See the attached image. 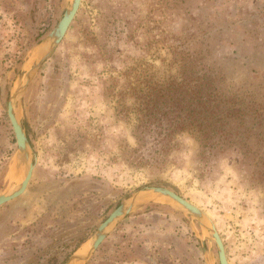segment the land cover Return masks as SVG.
<instances>
[{"label": "rangeland", "instance_id": "rangeland-1", "mask_svg": "<svg viewBox=\"0 0 264 264\" xmlns=\"http://www.w3.org/2000/svg\"><path fill=\"white\" fill-rule=\"evenodd\" d=\"M69 2L0 0V193L25 173L9 94ZM174 51L194 52L224 76V92L243 100L242 124L230 123V139L240 142L210 151L183 133L167 151L152 152L148 137L138 144L133 87L175 76ZM17 114L36 163L26 190L0 206V264H64L146 186L170 188L201 208L229 264H264V0H81ZM84 264L219 261L210 232L153 195Z\"/></svg>", "mask_w": 264, "mask_h": 264}, {"label": "trees", "instance_id": "trees-1", "mask_svg": "<svg viewBox=\"0 0 264 264\" xmlns=\"http://www.w3.org/2000/svg\"><path fill=\"white\" fill-rule=\"evenodd\" d=\"M174 61L179 64L175 76L133 87L138 144L148 137L152 152L167 151L170 139L183 133L210 151L240 142L230 139L237 132L230 123L241 125L247 111L237 94L224 92V76L194 52L174 51Z\"/></svg>", "mask_w": 264, "mask_h": 264}, {"label": "water", "instance_id": "water-1", "mask_svg": "<svg viewBox=\"0 0 264 264\" xmlns=\"http://www.w3.org/2000/svg\"><path fill=\"white\" fill-rule=\"evenodd\" d=\"M80 3L81 0H70L60 20L36 46L33 53L37 55L36 61H34L28 69L21 70L18 84L9 94L6 113L14 132L18 151L23 159L25 173L14 189L9 192L0 193V206L18 197L26 190L36 163V158L34 156L30 140L17 114L22 94L27 88L34 73L65 36L79 9ZM153 195L170 199L181 209L185 210L188 214L194 217L202 227L210 232L217 247L219 264H229L225 253L224 243L214 222L201 208L191 203L172 189L163 186H146L134 191L128 199L122 201L109 213V215L98 225L93 237L90 240L83 241L64 262V264H84L88 261L94 251H96L99 245L108 236L112 227L115 226L123 217L130 214L141 203L152 199ZM81 249L84 251H80Z\"/></svg>", "mask_w": 264, "mask_h": 264}, {"label": "bare ground", "instance_id": "bare-ground-1", "mask_svg": "<svg viewBox=\"0 0 264 264\" xmlns=\"http://www.w3.org/2000/svg\"><path fill=\"white\" fill-rule=\"evenodd\" d=\"M80 251H84V250L81 249Z\"/></svg>", "mask_w": 264, "mask_h": 264}]
</instances>
